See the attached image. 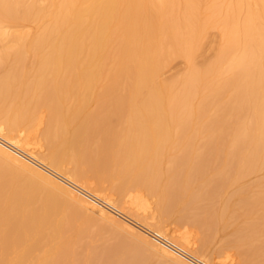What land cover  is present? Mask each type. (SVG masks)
Here are the masks:
<instances>
[{
  "label": "bare ground",
  "instance_id": "1",
  "mask_svg": "<svg viewBox=\"0 0 264 264\" xmlns=\"http://www.w3.org/2000/svg\"><path fill=\"white\" fill-rule=\"evenodd\" d=\"M0 71V137L31 152L45 112L41 160L97 199L0 143V264H204L205 243L189 263L150 234L174 213L205 239L233 213L264 264V177L244 183L264 173V0H0ZM139 191L157 218L125 206Z\"/></svg>",
  "mask_w": 264,
  "mask_h": 264
},
{
  "label": "rangeland",
  "instance_id": "2",
  "mask_svg": "<svg viewBox=\"0 0 264 264\" xmlns=\"http://www.w3.org/2000/svg\"><path fill=\"white\" fill-rule=\"evenodd\" d=\"M215 41L217 42L216 32L215 31H210V33H208V35L206 36L205 40L203 41V48H202L203 51H202V53L200 52L196 56L197 59H195V61H196L197 64H201L203 62H207V60L209 62L210 59H212V56L214 55V49L216 47V42ZM185 68H186V64H185L184 61L176 60V61H174L172 63V65H170L165 70L164 74L162 75V79L164 78V79L169 80L170 77H171V79L172 78H176L179 75H181V73H183V70H185ZM0 75H1V71H0ZM43 115H44V120L42 119V123L39 126L38 131L36 133H33L32 136L30 135L31 137L28 138V141H29L28 142L29 143L28 149L31 152H36V154L29 152V153H31V155H30L27 150L26 151H24L23 149H21L22 151L20 149L18 150V148H16L17 147L16 145L9 144L8 141L7 142L4 141L5 139L3 140V137H0V143L2 145L6 146L7 148H10V149H12L14 151L15 150L18 151L22 155V157L24 156L23 158L25 160H27V162H29L32 166L40 169V171H42V173H46V175H48L51 178H53L54 180L60 182V184L62 186L68 188L69 190H72V191L76 192V194L81 196V198H83V199L84 198H86V199L94 198L95 200H97L96 197L93 196L94 193H93L92 190L87 189L86 187H83V185H81V184H79V183H77L75 181H72V179H69V177H66V174L70 173L71 166H67L66 169L64 170V172H61V171L54 170L53 168H51L49 166L48 163L45 162L47 164L46 165L41 160L40 155H42V152L44 151V146H45V143L42 140V135L41 134L43 133V131H44L45 127H46L45 126V120L47 119L46 118L47 116L45 117V112L43 113ZM46 115H47V113H46ZM63 173H65V174H63ZM263 174L264 173L261 172L260 176L257 175V174L253 175V176H250L251 178L248 177L246 180H244V183L246 185L247 184L250 185V183L252 181L255 182L256 180H258L257 178H259V177H260L259 179L263 178L264 177ZM248 179L249 180L251 179V180L249 181ZM105 186H106V188L109 187L107 184ZM231 192L232 191L229 190L228 193H227V196L231 195L230 194ZM112 198L117 200V197L115 195H113ZM101 201L107 203V201H105V200H101ZM126 205H129L133 209H136L137 207L140 208V211H144V213L146 214V218H151V217H154V216H155V218H157V215H156V203H155L154 199L149 197V196H147L143 191L131 193L130 197L127 199V202L125 203V206ZM106 206L109 207L112 210L113 209H117L118 211H120L119 208L115 205L114 201L113 202L112 201L108 202V205H106ZM217 206L218 205H216V208H217ZM219 206H221V204H219ZM125 213L124 214L127 215V216L130 215L129 217L132 216L128 212H125ZM232 214L233 213L227 214L225 216V218L222 219V221L223 220L224 221L220 222L221 225L219 224V221H220L219 220L218 221L219 225L217 224L218 225L217 227L219 229H216L217 231H215V233L211 232L213 234H211V233L209 234L208 233L206 239H205V236H202L201 233L198 231L199 228H197L196 225L191 224L193 226H190V224L188 222L182 221L181 219H179V215L177 213L173 214V216L175 215L174 217L173 216H171V218L169 217L170 219L168 218L167 219L168 221L166 220L164 222V224H162L160 222V226L162 227V229L165 232V235H167V236H165L162 233H157V232L155 233L156 235L153 234V233H150V234H152L155 237H158L164 243H167V245H170L173 248L176 247L175 249L178 251V255L183 260H186L189 263H193V261L195 259L191 258V256L194 253H197V251L201 248L200 246L203 243H205L206 244L205 249H203L201 251H198L202 255H204V261H206L204 264H250V262L252 264H257L254 260H252V259L250 260L248 256L244 255L246 259L242 256L243 253H244V249H243V252H240V253H239V250L242 251L240 248H239V250H237L238 252L236 251V247H238L240 245V243H238L236 241V233H237L238 229L240 228V226L243 225V222H242L241 219H239V221H238L239 223H237L236 220H234L233 221L234 223H232V219H234V218L231 217ZM229 215H230V218H229ZM118 218L119 217H116V220H119V221L121 220V222H122V219H120V218L118 219ZM133 219H134V217H133ZM228 219H230V220L228 221ZM136 220H138V218ZM130 221L132 222V220H130ZM235 221H236V223H235ZM187 223H188V225H187ZM85 225L88 227L90 224L86 223ZM96 225H97L96 223H91L92 227L89 228L90 227L89 226L87 229H88V231L91 230L90 232L93 231V233H97V232L99 233L100 232L101 234H98V235H102V234L104 235V236H102V239L99 237L100 241H102V242H100L99 238H97L100 243H103L105 241V243H104V246H105V245H108V244L111 245L112 243H114V241H116V240L112 241L115 238L113 237V235L111 233H110V235H112V236H109V232L107 230H106L107 232H105L104 229H101L100 226H96ZM143 226H145V225H143ZM98 227L100 229H98ZM93 228H95V229H93ZM96 229L99 230V231L96 232ZM102 230L105 233H103ZM214 230L215 229H213V231ZM220 233H222V234H220ZM160 234L162 235V237H161ZM110 237H113V239H110ZM215 238H216V240H215ZM208 241H210V242H208ZM230 241L232 242L231 243L232 245L230 244ZM128 246H129V248H128ZM232 247L234 249H232ZM121 248L122 249L125 248V250L123 249L125 252L131 251V253H133L132 257L137 253L135 255L137 257H135V256L134 257H135V262H139L138 264H140V263H144L145 264V261H147V260H144V262L141 261L142 257H143V259H146L144 257L146 254L144 253L145 255L142 256L143 252H136L135 253V251H133L132 248H130L129 243H126L125 247H123V244H122ZM241 248H244V247L241 246ZM239 254H241V255H239ZM146 257H147V255H146ZM242 257H243L244 261H243ZM149 258L151 259V262L152 261L153 262L150 263V261H147V264H164V263L168 264V263H166L165 261H163L160 258L157 259L156 257H151V256H149ZM149 258H148V260H150ZM132 259L134 260V258H132ZM194 262L200 264L196 260Z\"/></svg>",
  "mask_w": 264,
  "mask_h": 264
},
{
  "label": "built area",
  "instance_id": "3",
  "mask_svg": "<svg viewBox=\"0 0 264 264\" xmlns=\"http://www.w3.org/2000/svg\"><path fill=\"white\" fill-rule=\"evenodd\" d=\"M156 239H158L160 242H162V240H161V239H159L158 237H156Z\"/></svg>",
  "mask_w": 264,
  "mask_h": 264
}]
</instances>
